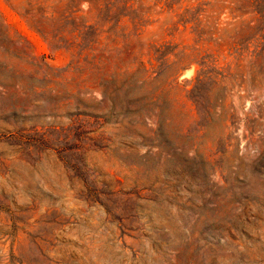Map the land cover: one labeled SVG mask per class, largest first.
Returning a JSON list of instances; mask_svg holds the SVG:
<instances>
[{
    "label": "rangeland",
    "instance_id": "374dc122",
    "mask_svg": "<svg viewBox=\"0 0 264 264\" xmlns=\"http://www.w3.org/2000/svg\"><path fill=\"white\" fill-rule=\"evenodd\" d=\"M0 264H264V0H0Z\"/></svg>",
    "mask_w": 264,
    "mask_h": 264
}]
</instances>
